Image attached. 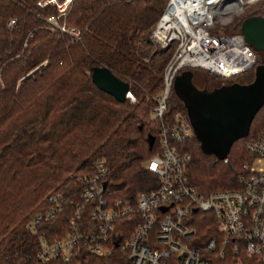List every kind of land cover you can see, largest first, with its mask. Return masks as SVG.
Returning <instances> with one entry per match:
<instances>
[{"label": "trees", "instance_id": "trees-1", "mask_svg": "<svg viewBox=\"0 0 264 264\" xmlns=\"http://www.w3.org/2000/svg\"><path fill=\"white\" fill-rule=\"evenodd\" d=\"M37 1L0 0V264H127L117 246L105 257L40 263L34 256L36 235L25 221L50 192L78 202V178L93 172L97 158L104 161L107 200L132 203L137 194L156 187L157 177L146 163L160 153V123L169 127L174 114L188 121L183 104L168 98L172 87L161 121L153 114L173 45L154 47L149 35L167 0H70L60 21L78 29V38L51 30L46 17L56 10L40 8ZM242 10L244 18H264V0ZM244 18L232 19L224 31L239 33ZM10 20L14 23L8 27ZM258 63L255 56L251 69L227 80L203 73L218 86L247 83ZM97 66L127 82L134 101L118 102L99 90L90 78ZM263 131L264 104L225 160L204 154L193 134L174 143L187 155L184 182L201 195L240 188L244 166L252 161L246 144ZM192 218L197 236L216 234L210 215L195 212ZM121 223L117 233L123 240L136 219L130 215ZM60 226L64 231L66 225L58 221L44 228L54 235Z\"/></svg>", "mask_w": 264, "mask_h": 264}, {"label": "built area", "instance_id": "built-area-1", "mask_svg": "<svg viewBox=\"0 0 264 264\" xmlns=\"http://www.w3.org/2000/svg\"><path fill=\"white\" fill-rule=\"evenodd\" d=\"M69 2L39 0L36 5L55 8L56 13L46 17L51 30L78 38V29L60 21ZM242 4L236 0H167L149 35L155 47L173 45L153 109L160 121L180 70L199 69L227 80L253 67L254 51L242 35L224 31ZM13 23L10 20L7 26ZM125 99L134 101L129 90ZM191 134V126L181 114H174L169 127L160 123V153L146 163V169L157 177L156 187L137 194L132 203L105 198L106 170L101 158L95 160L89 176L78 178V202L72 203L59 192L45 195L25 221L26 229L36 235L35 259L47 263L84 255L105 257L117 246L127 264H264V131L246 144L252 161L244 166L241 187L204 195L184 182L187 155L174 146ZM195 212L210 215L214 236L202 239L195 234ZM130 215L136 223L122 240L117 230ZM54 221L64 223V231L60 226L56 234L48 233L44 225Z\"/></svg>", "mask_w": 264, "mask_h": 264}, {"label": "water", "instance_id": "water-1", "mask_svg": "<svg viewBox=\"0 0 264 264\" xmlns=\"http://www.w3.org/2000/svg\"><path fill=\"white\" fill-rule=\"evenodd\" d=\"M239 33L254 51L264 52L263 17L244 18ZM90 78L99 90L116 101L125 99L128 83L119 80L107 68L93 67ZM191 80L192 72L182 70L175 76L172 90L185 108L200 150L216 160H223L231 144L246 137L253 116L264 104V65L254 66L252 79L247 83L233 82L206 89L197 88Z\"/></svg>", "mask_w": 264, "mask_h": 264}, {"label": "rangeland", "instance_id": "rangeland-1", "mask_svg": "<svg viewBox=\"0 0 264 264\" xmlns=\"http://www.w3.org/2000/svg\"><path fill=\"white\" fill-rule=\"evenodd\" d=\"M257 1L259 0H240L241 2V7L238 13L234 14L232 17V19L234 18H244L245 15L243 14V10H242V6L245 7H251L253 8ZM160 16V15H159ZM159 18V17H158ZM158 20V19H157ZM233 21V20H232ZM156 23V22H155ZM231 23V22H230ZM155 25V24H154ZM153 28V27H152ZM229 29V28H228ZM227 28H224V30L227 32L229 31ZM152 30V29H151ZM151 32V31H150ZM154 46V45H153ZM155 47V46H154ZM253 50V49H252ZM254 51V50H253ZM255 56L257 57V59L260 61V63L258 64H262L264 65V52L262 51H254ZM257 64V65H258ZM192 83L197 87V86H205L207 89H211L213 87L218 86V80L209 76L207 78H205L206 76H204L205 74L203 73V71L199 70V69H192ZM249 73H246L245 75H243L239 81L243 82L244 79H246L247 75ZM198 88V87H197ZM168 98L170 100H172V102L175 104L176 102H181L180 98L173 92V90L171 91V93L169 94ZM182 103V102H181ZM189 122V121H188ZM253 166L255 168L258 167V164L255 162L253 163ZM82 259H80L81 261Z\"/></svg>", "mask_w": 264, "mask_h": 264}, {"label": "flooded vegetation", "instance_id": "flooded-vegetation-1", "mask_svg": "<svg viewBox=\"0 0 264 264\" xmlns=\"http://www.w3.org/2000/svg\"><path fill=\"white\" fill-rule=\"evenodd\" d=\"M194 85V84H193ZM222 85V84H221ZM198 88H206L205 86H197ZM207 89V88H206Z\"/></svg>", "mask_w": 264, "mask_h": 264}, {"label": "bare ground", "instance_id": "bare-ground-1", "mask_svg": "<svg viewBox=\"0 0 264 264\" xmlns=\"http://www.w3.org/2000/svg\"><path fill=\"white\" fill-rule=\"evenodd\" d=\"M237 2L240 1V0H236Z\"/></svg>", "mask_w": 264, "mask_h": 264}]
</instances>
